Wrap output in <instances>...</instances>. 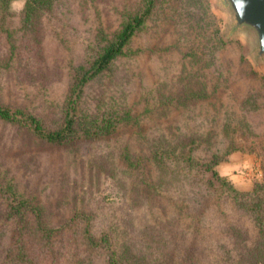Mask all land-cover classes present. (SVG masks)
<instances>
[{
	"label": "rangeland",
	"instance_id": "374dc122",
	"mask_svg": "<svg viewBox=\"0 0 264 264\" xmlns=\"http://www.w3.org/2000/svg\"><path fill=\"white\" fill-rule=\"evenodd\" d=\"M12 5L0 264H264V57L222 0Z\"/></svg>",
	"mask_w": 264,
	"mask_h": 264
},
{
	"label": "water",
	"instance_id": "95a60500",
	"mask_svg": "<svg viewBox=\"0 0 264 264\" xmlns=\"http://www.w3.org/2000/svg\"><path fill=\"white\" fill-rule=\"evenodd\" d=\"M234 29H247L255 40L257 58L264 57V0H222Z\"/></svg>",
	"mask_w": 264,
	"mask_h": 264
},
{
	"label": "trees",
	"instance_id": "16d2710c",
	"mask_svg": "<svg viewBox=\"0 0 264 264\" xmlns=\"http://www.w3.org/2000/svg\"><path fill=\"white\" fill-rule=\"evenodd\" d=\"M140 24H141V19L134 18L130 22L126 23L123 26L121 32L119 33V35L117 37V43L115 44V46H117V48L115 50H112L113 46H111L110 48H108L104 52V54L101 57V59L103 61L102 65L107 64L114 56H116L119 53V51L122 48V46L124 45V43L129 38L130 34L133 32L135 26L137 27ZM9 112H10L9 109L0 107V119L5 120V121H10V122H15L17 120V118H16L17 113L13 112V115H12L11 114L12 112L11 113H9ZM30 119H31V122L34 124L35 128L41 129L40 124L38 123V121L34 117H31ZM70 124H69V128H70ZM44 137L47 141H50V142L56 141L57 142V141H60L61 139H63L64 136H60L59 133H49ZM253 192H255V191H253Z\"/></svg>",
	"mask_w": 264,
	"mask_h": 264
},
{
	"label": "clouds",
	"instance_id": "9594fccd",
	"mask_svg": "<svg viewBox=\"0 0 264 264\" xmlns=\"http://www.w3.org/2000/svg\"><path fill=\"white\" fill-rule=\"evenodd\" d=\"M23 5H24V0H19V2L17 3V0H13V9L16 11H22L23 10ZM249 165L245 164L244 168H247ZM231 169H225L223 172H221V176L225 177V176H229L231 174ZM232 179H236L235 176L231 177Z\"/></svg>",
	"mask_w": 264,
	"mask_h": 264
}]
</instances>
